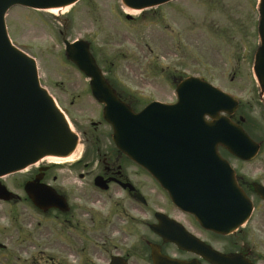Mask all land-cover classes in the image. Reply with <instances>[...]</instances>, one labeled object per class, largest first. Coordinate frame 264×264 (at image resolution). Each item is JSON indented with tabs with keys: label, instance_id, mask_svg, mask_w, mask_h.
I'll return each mask as SVG.
<instances>
[{
	"label": "water",
	"instance_id": "95a60500",
	"mask_svg": "<svg viewBox=\"0 0 264 264\" xmlns=\"http://www.w3.org/2000/svg\"><path fill=\"white\" fill-rule=\"evenodd\" d=\"M77 0H0V177L22 170L48 157L71 155L81 142L69 120L49 90L39 80L34 57L11 41L5 16L15 5L36 8L65 7ZM170 0H122L135 9L157 6ZM261 44L255 54L254 73L264 90V0L259 5ZM66 43V54L90 78L94 97L104 103V118L114 127L117 146L148 169L169 191L172 200L183 210L193 213L206 228L229 234L250 216L253 204L239 187L236 173L219 153L224 146L243 159L259 151L256 143L241 125L225 113L238 107V100L208 82L195 77L183 80L177 87L178 102L165 105L150 103L139 113L121 101L102 73L89 43L83 40ZM170 113L167 117L165 115ZM213 117L212 121L205 116ZM159 119V128L152 120ZM172 120V145L151 139L154 131L164 132L166 119ZM165 128V129H164ZM102 177L96 184L102 185ZM35 203L49 206L58 198L52 192L32 184L27 186ZM264 197V186L255 184ZM0 195L6 196L0 190ZM157 229V228H155ZM184 249L201 252L214 264H239L238 255H229L194 241L186 233L169 235ZM191 241L194 245H191ZM155 264H195L178 261L153 250ZM240 264H246L240 261Z\"/></svg>",
	"mask_w": 264,
	"mask_h": 264
},
{
	"label": "rangeland",
	"instance_id": "374dc122",
	"mask_svg": "<svg viewBox=\"0 0 264 264\" xmlns=\"http://www.w3.org/2000/svg\"><path fill=\"white\" fill-rule=\"evenodd\" d=\"M257 3L173 0L139 11L123 6L121 0H80L57 12L14 6L6 22L13 42L36 58L41 83L75 129L98 133L109 127L88 79L65 55L64 39L82 38L90 41L105 72L122 89L138 94L141 106L152 99L176 98L172 79L199 76L239 97L242 112L258 125L249 131L260 140L264 117L252 73L259 40ZM263 161L264 148L245 169L264 181Z\"/></svg>",
	"mask_w": 264,
	"mask_h": 264
},
{
	"label": "flooded vegetation",
	"instance_id": "af4514ba",
	"mask_svg": "<svg viewBox=\"0 0 264 264\" xmlns=\"http://www.w3.org/2000/svg\"><path fill=\"white\" fill-rule=\"evenodd\" d=\"M172 81L176 87L181 79ZM253 81L259 113L264 117V92ZM117 91L133 109H141L137 107L138 94L120 86ZM242 111L240 104L229 114L230 120L252 136L249 130L258 125ZM85 132L86 150L76 162L67 166L41 163L19 172L22 176L16 173L0 180L13 192L10 199L0 198V264H155L153 247L161 255L179 261L213 264L202 253L180 248L167 239L179 233L224 253L240 254L247 263L264 264V198L254 187L255 182L264 181L245 169V164L256 158L244 160L220 147L236 171L239 186L254 205L243 226L229 235H220L176 206L147 170L120 151L112 140L111 127L98 133ZM256 141L261 145L260 154L264 138ZM261 165L264 169V161ZM71 175L73 181L68 180ZM97 176L103 177V187L95 184ZM30 180L45 188L52 186L66 199V205L37 207L25 190ZM249 224L252 227L248 228ZM219 240H223V246Z\"/></svg>",
	"mask_w": 264,
	"mask_h": 264
},
{
	"label": "bare ground",
	"instance_id": "6f19581e",
	"mask_svg": "<svg viewBox=\"0 0 264 264\" xmlns=\"http://www.w3.org/2000/svg\"><path fill=\"white\" fill-rule=\"evenodd\" d=\"M70 8L69 7H65V8H52L50 9L52 12H57V11H67V9ZM77 155V150H75L71 155L69 156H66V157H61V158H58V159H61V160H71L73 158H75Z\"/></svg>",
	"mask_w": 264,
	"mask_h": 264
}]
</instances>
